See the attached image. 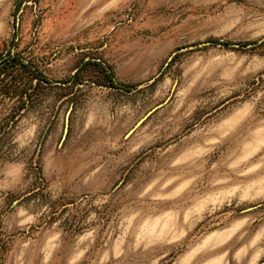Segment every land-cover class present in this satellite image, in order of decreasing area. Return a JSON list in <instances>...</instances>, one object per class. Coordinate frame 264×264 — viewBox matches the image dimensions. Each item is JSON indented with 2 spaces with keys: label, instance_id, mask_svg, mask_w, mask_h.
I'll return each instance as SVG.
<instances>
[{
  "label": "rangeland",
  "instance_id": "rangeland-1",
  "mask_svg": "<svg viewBox=\"0 0 264 264\" xmlns=\"http://www.w3.org/2000/svg\"><path fill=\"white\" fill-rule=\"evenodd\" d=\"M9 54L0 264H264V0H0Z\"/></svg>",
  "mask_w": 264,
  "mask_h": 264
},
{
  "label": "trees",
  "instance_id": "trees-1",
  "mask_svg": "<svg viewBox=\"0 0 264 264\" xmlns=\"http://www.w3.org/2000/svg\"><path fill=\"white\" fill-rule=\"evenodd\" d=\"M90 64L94 63L92 61H87L85 62L83 67L85 68ZM18 65L20 69L18 68ZM16 71L22 76V86H18L15 82L16 79H14V73ZM35 78H38V81L34 84ZM7 79L8 84L5 85L4 82ZM44 83L50 84V81L37 75L36 70H33L31 67H29V65L23 63L16 56L14 57L9 54L7 58L3 59V61L0 62V86H2V89L7 91L5 95L10 99L18 96L21 98L20 103L18 105H16L15 103L13 106L12 114L10 115L11 119L15 120L20 115L22 110L27 107L28 100L31 101L33 93ZM108 84L111 85V87H116L115 82L112 78H109ZM26 97L28 99L25 100ZM39 179L41 182H43L42 175L39 176Z\"/></svg>",
  "mask_w": 264,
  "mask_h": 264
},
{
  "label": "water",
  "instance_id": "water-1",
  "mask_svg": "<svg viewBox=\"0 0 264 264\" xmlns=\"http://www.w3.org/2000/svg\"><path fill=\"white\" fill-rule=\"evenodd\" d=\"M206 45H210V44H203V46H206ZM202 46V45H201ZM190 48H186V49H183V50H180L179 52H181V51H184V50H189ZM178 52H176L174 55H176ZM160 76V74H158L155 78H153V79H151L150 81H149V83H154L155 81H156V79L158 78ZM142 86V85H141ZM140 85L138 86V87H141ZM166 104V102L164 103V104H162V105H160V106H158V107H156V108H154L153 110H151L144 118H142L139 122H138V124L136 125V127L135 128H133L132 130H131V132L129 133V135L130 134H132L138 127H140L143 123H144V121L145 120H147L154 112H156L159 108H161L163 105H165ZM68 123H69V114H67V117H66V129H67V127H68Z\"/></svg>",
  "mask_w": 264,
  "mask_h": 264
}]
</instances>
